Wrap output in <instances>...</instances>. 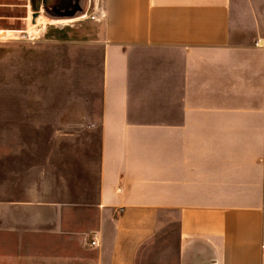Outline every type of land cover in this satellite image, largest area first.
<instances>
[{
	"label": "crops",
	"instance_id": "1",
	"mask_svg": "<svg viewBox=\"0 0 264 264\" xmlns=\"http://www.w3.org/2000/svg\"><path fill=\"white\" fill-rule=\"evenodd\" d=\"M93 8L46 23L101 47L96 212L1 198L0 264H264V0Z\"/></svg>",
	"mask_w": 264,
	"mask_h": 264
},
{
	"label": "rangeland",
	"instance_id": "2",
	"mask_svg": "<svg viewBox=\"0 0 264 264\" xmlns=\"http://www.w3.org/2000/svg\"><path fill=\"white\" fill-rule=\"evenodd\" d=\"M37 9L30 0H0V29L15 35L0 40V199L19 193L30 201L27 219L66 207L82 218L96 212L97 127L87 113L91 106L98 112L101 47L52 40V32L81 28L50 31ZM89 15L82 21L93 22ZM25 29L28 36L18 37ZM95 32L90 25L82 31L84 39Z\"/></svg>",
	"mask_w": 264,
	"mask_h": 264
},
{
	"label": "water",
	"instance_id": "3",
	"mask_svg": "<svg viewBox=\"0 0 264 264\" xmlns=\"http://www.w3.org/2000/svg\"><path fill=\"white\" fill-rule=\"evenodd\" d=\"M88 7L89 0H40V13L47 21L84 17Z\"/></svg>",
	"mask_w": 264,
	"mask_h": 264
},
{
	"label": "built area",
	"instance_id": "4",
	"mask_svg": "<svg viewBox=\"0 0 264 264\" xmlns=\"http://www.w3.org/2000/svg\"><path fill=\"white\" fill-rule=\"evenodd\" d=\"M94 7V6H93ZM102 16V13L101 12H99L98 10H94V8H93V11L90 13V15H89V17L92 19V20H98V18H100ZM20 34L19 35H17L18 37L20 36V37H25V36H28V33H26V32H19ZM15 37V35H12V33L11 34H9V33H7V31L6 30H3V29H0V40H3V39H5V38H14ZM95 242L94 241H92V244H94Z\"/></svg>",
	"mask_w": 264,
	"mask_h": 264
},
{
	"label": "trees",
	"instance_id": "5",
	"mask_svg": "<svg viewBox=\"0 0 264 264\" xmlns=\"http://www.w3.org/2000/svg\"><path fill=\"white\" fill-rule=\"evenodd\" d=\"M37 2V4H38V1H36Z\"/></svg>",
	"mask_w": 264,
	"mask_h": 264
}]
</instances>
